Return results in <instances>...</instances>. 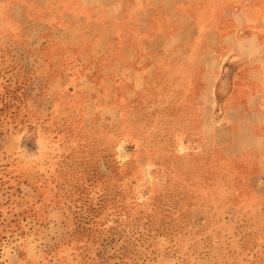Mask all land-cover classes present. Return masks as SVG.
<instances>
[{"label": "rangeland", "instance_id": "obj_1", "mask_svg": "<svg viewBox=\"0 0 264 264\" xmlns=\"http://www.w3.org/2000/svg\"><path fill=\"white\" fill-rule=\"evenodd\" d=\"M195 1L223 33L264 20V0ZM31 2L0 0V264H264V180L220 106L196 104L219 36L192 24L177 56H101L62 0Z\"/></svg>", "mask_w": 264, "mask_h": 264}, {"label": "crops", "instance_id": "obj_2", "mask_svg": "<svg viewBox=\"0 0 264 264\" xmlns=\"http://www.w3.org/2000/svg\"><path fill=\"white\" fill-rule=\"evenodd\" d=\"M43 1L32 0L31 3L53 10L54 7ZM62 1L67 7L61 18L67 22L64 24L67 31L74 33L72 20L81 19V31L77 34L96 43L97 51L103 52L101 56L108 53L106 44L112 41L127 42L128 51L139 56L148 52L163 58L172 53L177 56L185 42L186 27L192 24L201 35L211 32L219 36L223 47L201 55L203 61L200 63L204 64L200 75L202 88L197 93L196 104L214 116L220 106L221 119L215 124L217 131H227L226 136L232 139L233 145L237 144L235 137L243 133L245 139L239 143L246 146L239 152V157L252 161L256 167L255 177L264 180V20L254 23L242 11L240 13L246 16L237 13L225 20L233 32L223 33L218 28L204 25L203 15L193 12L195 0ZM19 9L25 14L27 4L19 3ZM89 25L95 27L94 34L88 32ZM248 26L254 28L252 32L239 36V30ZM154 47L160 49L154 51ZM232 55L236 56V65L225 67L226 60ZM210 57L215 60L208 61ZM198 79L195 76L192 89ZM207 94L209 98L205 99L203 95Z\"/></svg>", "mask_w": 264, "mask_h": 264}]
</instances>
